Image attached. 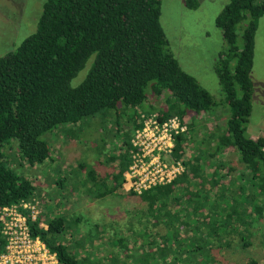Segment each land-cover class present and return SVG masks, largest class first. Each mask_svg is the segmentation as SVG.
Returning <instances> with one entry per match:
<instances>
[{
    "label": "trees",
    "instance_id": "1",
    "mask_svg": "<svg viewBox=\"0 0 264 264\" xmlns=\"http://www.w3.org/2000/svg\"><path fill=\"white\" fill-rule=\"evenodd\" d=\"M187 4L199 6L197 0ZM161 15L162 0H46L36 32L0 58V217L3 208L40 197L35 182L14 161L29 168L55 162L43 135L65 126L63 133L74 136L88 119L102 116L119 123L126 111L148 105L128 120L132 130L123 141L125 152L115 158L116 174L103 178L94 168L78 166L86 172L83 191L90 197L121 192L141 199L144 208L135 211L130 228L112 230L108 240L98 231L78 236L83 217L51 212L31 225L33 237L42 239L63 264H227L225 252L236 238L242 249L252 248V228L264 220V135L248 134L264 0H229L216 18L226 46L215 63L221 103L181 67ZM90 60L89 74L73 86ZM159 101L164 106L157 108ZM219 112L227 116L225 125L205 128L197 139L199 131L190 119ZM154 113L161 120L177 116L189 123L175 147V158L186 171L141 195L126 193L132 138L142 116ZM186 142L193 152L182 150ZM229 153L238 156L235 166ZM87 241L91 246L97 241L102 252L87 249ZM6 246L0 220V254Z\"/></svg>",
    "mask_w": 264,
    "mask_h": 264
},
{
    "label": "rangeland",
    "instance_id": "2",
    "mask_svg": "<svg viewBox=\"0 0 264 264\" xmlns=\"http://www.w3.org/2000/svg\"><path fill=\"white\" fill-rule=\"evenodd\" d=\"M188 1L162 0L161 24L181 67L195 77L218 103H221L224 96L215 72V63L226 46L223 33L216 26V18L229 0H197L199 2L197 8L189 7ZM45 2L46 0H0V58L15 51L26 38L36 32ZM242 30L243 25L239 27L240 47L243 46ZM92 64L91 60L88 61L86 67L73 80V86H79L84 81ZM251 78L254 83V96L248 134L258 138L264 135V16L260 20L256 34ZM158 106H164L162 101L156 102V107L159 108ZM147 110L148 105L145 103L138 110L122 112L119 123L114 121L116 118L96 116L78 125L76 128L78 133L74 136L63 133L62 129L66 128L65 126L43 135L42 138L48 141L53 153L51 154L55 159L53 163L29 168L16 158L15 168L33 180L39 189L41 217L48 219L51 213H57L55 217L63 213L68 217L79 215L83 218L77 223L75 233L78 236L98 231L101 234L105 233L104 237L107 240L112 230L119 232L130 228L128 223L134 217L135 211L144 208L141 199L126 194L120 196L121 192L119 195H109L105 199L90 197L84 193L85 190L83 191L86 172L80 171L78 166L83 164L88 170L94 168L99 177L103 178L116 174L115 158L125 152L123 141L132 130L128 120L134 118L136 113L140 114ZM219 113L216 116L190 119V123L194 120L197 132L199 131L197 139L203 137L205 128L212 129L225 125L227 116ZM223 113L226 114L225 109ZM182 150L185 153L193 152L192 143L186 142ZM15 152L16 150L9 151V154L13 157ZM173 155L175 158V152ZM228 159L234 166L238 164L237 154L229 153ZM59 181L61 185L58 184ZM87 187L89 188V184ZM125 191L128 192L126 189ZM105 227L109 232L104 231ZM252 231L254 232L252 248L242 249L239 238H236L235 243L225 252L224 261L227 264H246L250 259H256L259 264H264V220L256 222ZM86 244L87 249L91 248L90 251L97 248V241L93 243L94 246H91L89 241ZM98 248L102 252V248Z\"/></svg>",
    "mask_w": 264,
    "mask_h": 264
},
{
    "label": "built area",
    "instance_id": "3",
    "mask_svg": "<svg viewBox=\"0 0 264 264\" xmlns=\"http://www.w3.org/2000/svg\"><path fill=\"white\" fill-rule=\"evenodd\" d=\"M142 118L144 122L132 138V163L124 184L127 191L137 195L167 185L186 171L184 163L173 154L177 136L186 133L189 125L177 116L161 120L157 113ZM41 204L35 200L1 210L7 246L0 254V264H63L42 239L31 233V225L41 217Z\"/></svg>",
    "mask_w": 264,
    "mask_h": 264
}]
</instances>
